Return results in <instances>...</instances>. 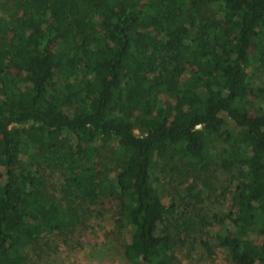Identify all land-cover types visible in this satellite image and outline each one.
I'll return each mask as SVG.
<instances>
[{
  "label": "trees",
  "instance_id": "1",
  "mask_svg": "<svg viewBox=\"0 0 264 264\" xmlns=\"http://www.w3.org/2000/svg\"><path fill=\"white\" fill-rule=\"evenodd\" d=\"M261 73L264 0H0V264L110 200L131 264H177L161 177L193 178L178 196L201 203L194 165L216 156L235 183L217 246L264 264Z\"/></svg>",
  "mask_w": 264,
  "mask_h": 264
},
{
  "label": "rangeland",
  "instance_id": "2",
  "mask_svg": "<svg viewBox=\"0 0 264 264\" xmlns=\"http://www.w3.org/2000/svg\"><path fill=\"white\" fill-rule=\"evenodd\" d=\"M256 76L257 83H262L264 74ZM226 127L237 131L235 121L224 114ZM137 133L139 131L137 130ZM218 155L219 151H218ZM218 156L210 160L206 169L204 164L196 166V172L201 175L207 184L202 197L203 202L197 203L195 198L181 201L178 192H183L193 183V178L185 180L174 173L171 176L161 177V186L164 191L163 201L168 208L174 203L175 210L169 215L168 224L171 232L176 230L179 241L177 250L179 262L177 264H233L227 259V253L217 246L214 232L222 221V211L228 210L233 204L235 183L230 175L221 169ZM200 172H198V170ZM53 186L60 188L59 175L44 172ZM173 198L176 200L173 202ZM195 203V207L192 204ZM117 202L110 200L105 205H90L86 225L78 224L72 233L46 236L33 251L30 252L27 264H131L124 256L123 246L130 239V230L120 229L117 223ZM213 221V226H204L203 222ZM195 224V228L202 227V233L194 230H185L186 226ZM208 241L209 245H205ZM236 264V263H235Z\"/></svg>",
  "mask_w": 264,
  "mask_h": 264
}]
</instances>
